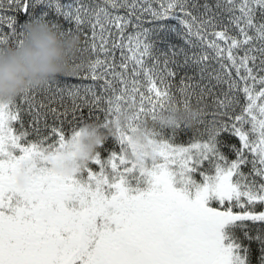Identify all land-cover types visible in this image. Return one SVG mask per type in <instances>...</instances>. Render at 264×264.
<instances>
[{
  "label": "snow or ice",
  "instance_id": "snow-or-ice-1",
  "mask_svg": "<svg viewBox=\"0 0 264 264\" xmlns=\"http://www.w3.org/2000/svg\"><path fill=\"white\" fill-rule=\"evenodd\" d=\"M28 24L80 43L0 102V264H264V0H0V50ZM88 123L119 152L58 175Z\"/></svg>",
  "mask_w": 264,
  "mask_h": 264
},
{
  "label": "clouds",
  "instance_id": "clouds-1",
  "mask_svg": "<svg viewBox=\"0 0 264 264\" xmlns=\"http://www.w3.org/2000/svg\"><path fill=\"white\" fill-rule=\"evenodd\" d=\"M79 43L78 36L62 37L48 27L26 25L22 43L0 50V102L7 103L30 87L71 74L69 61ZM104 138L105 132L94 123L83 125L78 134L69 139L60 158L49 161L52 170L58 175L77 173ZM33 166V161L21 166L15 175L18 186L26 185Z\"/></svg>",
  "mask_w": 264,
  "mask_h": 264
},
{
  "label": "trees",
  "instance_id": "trees-1",
  "mask_svg": "<svg viewBox=\"0 0 264 264\" xmlns=\"http://www.w3.org/2000/svg\"><path fill=\"white\" fill-rule=\"evenodd\" d=\"M104 132V130H101ZM120 150V144L116 141L114 137H111L107 135L105 132V138L102 140L101 144L98 145L95 149V153L99 154V158L101 161L107 160V158L113 153V152H119ZM93 171H99V168L95 164H89L88 165ZM106 173L110 172V169H105ZM76 178L83 182L87 179V173L86 172H79L75 174ZM132 191L131 193H136V187L137 186H131ZM141 191L145 190L147 188L146 184H141L138 186Z\"/></svg>",
  "mask_w": 264,
  "mask_h": 264
},
{
  "label": "rangeland",
  "instance_id": "rangeland-1",
  "mask_svg": "<svg viewBox=\"0 0 264 264\" xmlns=\"http://www.w3.org/2000/svg\"><path fill=\"white\" fill-rule=\"evenodd\" d=\"M130 194H131V195H135L136 193H131V192H130Z\"/></svg>",
  "mask_w": 264,
  "mask_h": 264
}]
</instances>
